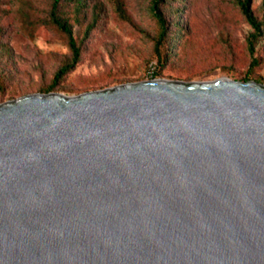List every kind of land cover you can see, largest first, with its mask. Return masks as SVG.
Here are the masks:
<instances>
[{
    "label": "water",
    "instance_id": "water-1",
    "mask_svg": "<svg viewBox=\"0 0 264 264\" xmlns=\"http://www.w3.org/2000/svg\"><path fill=\"white\" fill-rule=\"evenodd\" d=\"M0 264H264V83L1 102Z\"/></svg>",
    "mask_w": 264,
    "mask_h": 264
},
{
    "label": "rangeland",
    "instance_id": "rangeland-1",
    "mask_svg": "<svg viewBox=\"0 0 264 264\" xmlns=\"http://www.w3.org/2000/svg\"><path fill=\"white\" fill-rule=\"evenodd\" d=\"M54 0H0V103L44 90L72 58L68 35L50 17ZM154 0H61L81 47L78 61L52 91L79 94L157 77L204 81L226 76L264 83V0H250L261 32L253 60L248 38L255 31L240 0H163L167 37ZM90 28V29H89Z\"/></svg>",
    "mask_w": 264,
    "mask_h": 264
},
{
    "label": "trees",
    "instance_id": "trees-1",
    "mask_svg": "<svg viewBox=\"0 0 264 264\" xmlns=\"http://www.w3.org/2000/svg\"><path fill=\"white\" fill-rule=\"evenodd\" d=\"M161 1L163 0H154L151 5V9L155 17L158 19L159 24L161 25V29L158 34V40L156 43V51L158 54L159 62L162 61V57H163L161 54L160 45L163 42V40L167 37V33H168L167 19L160 8ZM85 4H86L85 0H76L75 10L77 12L81 11V9L84 7ZM240 4L243 12L247 16L252 26L255 28V31L248 38V46L251 54L254 56L253 60L257 62V58L255 56V40L258 37V34L261 32V22H259L256 19L255 15L253 14V11L250 7V0H240ZM60 7H61V0H54L51 7L50 17L52 22L55 23L61 30H63L68 35L69 44L72 49V58L61 65L59 70L55 73L53 83L50 86H48L47 89L44 90L45 92H50L54 89L55 84H57V82L60 80L62 75L66 73L71 67H73L74 64L78 61L81 52V47L74 33L72 23L69 21L68 18L65 17V15H63L60 12ZM156 68L157 65L155 66V71L152 75V78L157 77L159 75ZM250 79L251 78L249 76H246L243 80L245 81Z\"/></svg>",
    "mask_w": 264,
    "mask_h": 264
}]
</instances>
